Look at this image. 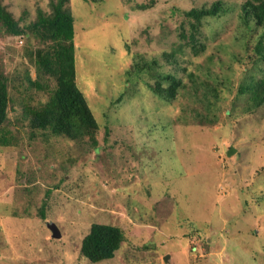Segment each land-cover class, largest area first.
Listing matches in <instances>:
<instances>
[{"label":"rangeland","instance_id":"374dc122","mask_svg":"<svg viewBox=\"0 0 264 264\" xmlns=\"http://www.w3.org/2000/svg\"><path fill=\"white\" fill-rule=\"evenodd\" d=\"M0 1L23 30L0 14V264H264V26L247 0H67L97 146L32 124L57 88L37 25L60 0ZM96 223L124 240L92 262Z\"/></svg>","mask_w":264,"mask_h":264},{"label":"trees","instance_id":"16d2710c","mask_svg":"<svg viewBox=\"0 0 264 264\" xmlns=\"http://www.w3.org/2000/svg\"><path fill=\"white\" fill-rule=\"evenodd\" d=\"M60 0L55 5L54 13L49 18H42L37 28L44 37L54 40L55 58L53 63L49 58L39 54V62L49 70L54 71L57 77V88L54 97L40 110L32 112V124L35 127L52 128L57 134H65L77 138L78 135L90 136L94 146H97L95 137L98 129L97 120L89 107L84 92L76 81V69L74 63V17L66 10ZM223 10L220 1L210 8L201 10L192 9L186 12L188 17L201 19L206 16H215ZM0 14L3 25L13 34H22L23 30L17 25L11 13L0 1ZM240 17L249 23L256 21L264 26V0H247L242 6ZM170 86L167 88L170 94L175 93L178 84L173 77H168ZM264 87V81L262 82ZM10 97L7 90V81L3 73H0V129L5 123L8 114ZM124 240L123 230L112 224L96 223L82 241L81 251L85 258L92 262L113 258Z\"/></svg>","mask_w":264,"mask_h":264},{"label":"water","instance_id":"95a60500","mask_svg":"<svg viewBox=\"0 0 264 264\" xmlns=\"http://www.w3.org/2000/svg\"><path fill=\"white\" fill-rule=\"evenodd\" d=\"M54 234L57 236L59 233H58V229H54Z\"/></svg>","mask_w":264,"mask_h":264}]
</instances>
